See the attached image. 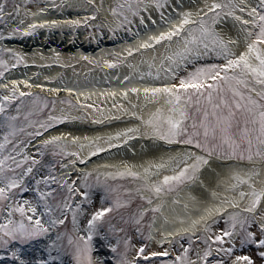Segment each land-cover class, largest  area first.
<instances>
[{
    "label": "bare ground",
    "instance_id": "bare-ground-1",
    "mask_svg": "<svg viewBox=\"0 0 264 264\" xmlns=\"http://www.w3.org/2000/svg\"><path fill=\"white\" fill-rule=\"evenodd\" d=\"M29 1L19 0L9 12L14 17L0 47L23 62L0 80V89L59 100L53 114L57 126L30 143V156L41 144L57 143L74 156L65 164L64 179L75 181L90 172L135 173L154 190L165 188L166 180L178 178L186 168L204 164L192 182L174 193L163 191L149 206L159 214L146 258L163 256L175 238L197 235L220 217L243 218L257 196L264 197V158L245 162L209 155L160 137L159 127L151 124L174 121L171 135L177 133L174 92L181 69L190 67L185 39L191 42L190 28L220 10L221 0L144 2L130 15L129 0ZM263 5L264 0H232L217 24L224 59L240 61L261 75L264 42L256 40L254 31ZM128 15L133 21L123 28ZM203 43L211 49L214 42ZM66 97L77 107L63 105ZM256 227L264 228V198ZM221 228L219 224L216 231ZM134 244L132 262L142 248L138 237Z\"/></svg>",
    "mask_w": 264,
    "mask_h": 264
},
{
    "label": "rangeland",
    "instance_id": "rangeland-1",
    "mask_svg": "<svg viewBox=\"0 0 264 264\" xmlns=\"http://www.w3.org/2000/svg\"><path fill=\"white\" fill-rule=\"evenodd\" d=\"M162 1L129 0L128 14L144 2ZM231 1L222 0L220 10L190 28L193 41L188 44L185 39L190 67L181 69L174 92L180 114L177 133L171 135L168 120L151 124L159 127L162 138L193 145L209 155L251 162L264 158V75L240 61L227 62L222 55L217 24ZM18 2L0 0V41L7 37L14 17L9 12L17 9ZM259 10L254 36L264 42V7ZM129 15L123 28L133 21ZM204 41L214 42L212 48L207 49ZM22 62L17 53L0 47V79ZM58 101L42 93L0 90V264H231L233 260L264 264V228L256 227L262 195L243 218L220 217L197 235L175 238L163 256L147 259L159 214L149 206L163 191L174 193L192 182L204 164L186 168L158 190L135 173L90 172L75 181L63 180L65 164L74 156L61 145L44 143L34 155L26 152L35 138L57 126L53 114ZM62 104L77 107L69 97ZM219 224L222 228L216 231ZM137 237L142 248L132 262Z\"/></svg>",
    "mask_w": 264,
    "mask_h": 264
}]
</instances>
